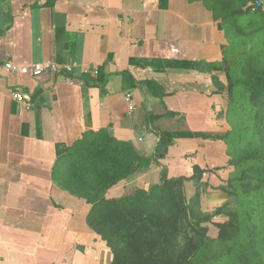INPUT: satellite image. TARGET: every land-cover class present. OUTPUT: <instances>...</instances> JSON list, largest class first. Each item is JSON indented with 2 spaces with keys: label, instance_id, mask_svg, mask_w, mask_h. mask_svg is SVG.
Returning a JSON list of instances; mask_svg holds the SVG:
<instances>
[{
  "label": "crops",
  "instance_id": "0c3cea01",
  "mask_svg": "<svg viewBox=\"0 0 264 264\" xmlns=\"http://www.w3.org/2000/svg\"><path fill=\"white\" fill-rule=\"evenodd\" d=\"M221 29L207 0H0V64L61 67L0 76V264H109L81 201L64 191V158L89 132L136 136L150 102L186 108L169 84L215 57L209 48L220 51ZM169 47L175 64L163 68L155 60ZM89 66L98 75L85 73ZM15 89L29 99H15Z\"/></svg>",
  "mask_w": 264,
  "mask_h": 264
},
{
  "label": "rangeland",
  "instance_id": "374dc122",
  "mask_svg": "<svg viewBox=\"0 0 264 264\" xmlns=\"http://www.w3.org/2000/svg\"><path fill=\"white\" fill-rule=\"evenodd\" d=\"M207 2L222 28L214 35L220 51L209 48L217 58L207 53L191 77L168 89L181 93L187 107L148 103L146 121L129 140L89 132V144L78 147L61 174L68 200L81 201L96 240L110 249L109 264L117 254L178 264L194 222L208 234L191 264H264V174L236 179L243 169L264 168V157L231 163L264 148V104L255 92L264 88V8H254L255 0ZM174 109L178 115L149 118ZM180 176L182 183L162 186L165 177Z\"/></svg>",
  "mask_w": 264,
  "mask_h": 264
},
{
  "label": "trees",
  "instance_id": "16d2710c",
  "mask_svg": "<svg viewBox=\"0 0 264 264\" xmlns=\"http://www.w3.org/2000/svg\"><path fill=\"white\" fill-rule=\"evenodd\" d=\"M255 1H257V0H255ZM253 7L261 9V7L256 4V2H255V5H253ZM238 13L243 14L244 11H239ZM196 64L197 63H193V64L191 63V67L192 68L196 67ZM246 85H247V89H250V90L254 89V84L251 82L250 79H248V81H246ZM255 92L259 93V97L257 99L259 102V105L260 106L263 105L264 104V88L257 87ZM86 138L87 137H84L79 142L75 143V145L69 149L68 156L65 157L64 160L69 161V159H72V156L74 154L75 155L78 154V147L80 145H83V144L88 145L89 141ZM263 157H264V148H258L257 150H252V151H248V152L243 153L241 155V157L234 159L231 163L233 165L239 167L240 165H242L245 162H248L249 160H252L255 158L262 159ZM254 170L256 172H258L259 174H264V168L255 169V168L250 167L248 169H243L242 175L237 177L236 179L244 180L246 177L249 176V173L254 171ZM199 173L201 174L203 172L200 171ZM196 175L197 174H194L193 176L188 177V179H193ZM185 178L186 177H183V176L172 177V178L165 177L163 179V185L162 186L164 187L165 185H170V184L174 185L177 183H182L185 180ZM186 208H188V207H186ZM194 220H195V218H194ZM191 232H192V234L188 238L187 244L185 246H183L181 254L178 255L176 258V263H178V264H191L192 260L197 256V254L201 248V244L204 242V240L206 239L207 234H208L207 227L201 226L198 222L192 223ZM113 264H141V263L139 261L133 259V258L123 257V256L121 257L119 254H117V257H116L115 261L113 262Z\"/></svg>",
  "mask_w": 264,
  "mask_h": 264
},
{
  "label": "built area",
  "instance_id": "2783aa9c",
  "mask_svg": "<svg viewBox=\"0 0 264 264\" xmlns=\"http://www.w3.org/2000/svg\"><path fill=\"white\" fill-rule=\"evenodd\" d=\"M256 4L260 7L264 8V0H257ZM178 53L177 49H173L169 47V49L161 50L160 56L156 58L155 61H159L158 64L164 65V67L167 66H173L175 63V55ZM146 63L150 64L151 66L153 63H150L151 60L146 59ZM4 70H11V71H19L23 74H33V75H40L43 73L51 72L55 73L58 71H61V67L55 63V62H38L30 65H22V66H16L13 62L8 61L5 64H0V76L3 73ZM85 73L87 74H93L98 75L99 69L94 66H89L85 68ZM13 97L17 99L18 101H25L29 99L26 93L21 91L20 89H15L12 91ZM131 95H128L127 99L130 100Z\"/></svg>",
  "mask_w": 264,
  "mask_h": 264
}]
</instances>
